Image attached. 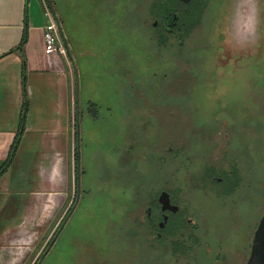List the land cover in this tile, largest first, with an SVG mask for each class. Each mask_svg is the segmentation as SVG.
<instances>
[{
	"label": "flooded vegetation",
	"instance_id": "flooded-vegetation-1",
	"mask_svg": "<svg viewBox=\"0 0 264 264\" xmlns=\"http://www.w3.org/2000/svg\"><path fill=\"white\" fill-rule=\"evenodd\" d=\"M146 1L148 6L144 7ZM176 1L172 6L170 3L164 6L163 0H145L143 11L133 14V35L141 36V31H146V41H136L137 51L146 57L144 64L149 68L146 72L149 76L145 79L142 71H135L137 85L125 94L129 103L122 104L127 105L130 121L116 122L122 143L116 165L125 185L135 187L131 206L116 203L103 207L104 213L97 218L100 230L95 226L97 232L93 234L96 242L87 241L96 246H73L75 255L71 256L70 264H247L249 261L254 233L264 213L260 169L255 172L253 168V155L259 156L260 137L254 136L252 140L257 146L250 147L248 138L241 139L230 131L227 123L205 124L193 116L191 111L197 109L191 108L188 102L197 100L196 94L202 87L201 30L210 28L206 24L203 29V21L208 23L211 1ZM187 5L192 7L187 8ZM54 13L56 22L60 23L55 8ZM251 14L255 16V7ZM232 35L228 34L227 40L220 44L221 53L212 55L214 65L219 54L222 67L226 64L224 59L227 64L232 60L233 66L249 56L261 55L264 46L260 39L256 41L255 53H251L247 43ZM238 66V69L245 67ZM210 73L211 70H207V74ZM215 78L210 76L212 80ZM92 110L91 115L96 108ZM176 110L182 116L180 121L188 117L184 119L187 123L179 127L176 135L168 126L161 143H155L147 157L139 155L136 152L139 135L133 133L134 125L137 131L149 123L162 130L166 126L161 128L157 121L174 117ZM143 161L147 164L146 172ZM135 175H150L151 179L147 184H136ZM138 185L142 186L141 192ZM72 188L70 203L46 240V248L56 236L50 248L53 246L74 208L82 196L87 195L80 187V177L78 184L76 144ZM246 202L253 207L255 204L258 209L250 240L243 239L238 221L240 206ZM209 203L214 213L219 210L227 214L232 230L227 226L218 234L209 229L211 215L206 209ZM69 211L70 215L57 233Z\"/></svg>",
	"mask_w": 264,
	"mask_h": 264
},
{
	"label": "rangeland",
	"instance_id": "rangeland-1",
	"mask_svg": "<svg viewBox=\"0 0 264 264\" xmlns=\"http://www.w3.org/2000/svg\"><path fill=\"white\" fill-rule=\"evenodd\" d=\"M51 1L54 4L53 11L55 8L60 21L62 37L69 47V54L76 69L80 187L87 191V195L82 196V200L74 208L40 264H70L71 256L75 255L72 253L73 246H96L87 241L96 242L93 234L97 232L95 226L100 230L97 218L104 213L103 207L108 208L116 203L131 206L130 200L135 187L125 185L126 182L119 178L116 165V157L122 151L121 138L118 137L119 125H116V122L130 121L131 115L127 112V105L122 104L129 103L125 94L133 91L137 85L135 71H142L145 79L149 76L146 74L149 68L144 64L146 57L143 52L137 51L136 41L139 39L144 43L147 39L146 31H141V36H134L131 32L135 28L133 14L143 11L145 0ZM210 1V18L208 23L203 21V29L206 24H209L210 28L201 30L202 87L196 94L197 100L191 99L187 102L191 108L195 106L197 109L191 111L196 119L205 124H211L213 121L227 123L230 131L233 130L241 139L248 138L250 147L256 145L252 139L259 135L261 147L259 156L253 155V168L255 172L260 169L263 201L264 47L259 57L249 56L233 66L232 60L227 64L224 59L226 64L222 67L220 54L217 57V65H214L212 55L221 53L220 44L227 40L228 34H233L232 38L247 43L251 53L256 51L257 39H260L264 46V0H238V5L235 4L236 0ZM147 6L146 1L144 7ZM254 7L255 16L251 14ZM238 65L245 67L238 69ZM207 70L212 73L207 74ZM211 75L216 78L210 79ZM92 103L95 105H91ZM92 108H96L95 118L90 113ZM143 111L145 113V110ZM181 118L178 110L175 111L174 117L161 118L157 123L161 128L166 126L162 130H157L155 125L151 126L149 123L141 131H137L134 125L133 133L139 135V147L136 152L147 157L153 145L161 143L165 130L170 127L171 133L176 135L182 125L187 123L184 119L188 117L180 121ZM142 165L146 172L145 161ZM150 179V175H135L133 178L136 184H147ZM137 187L141 192L142 186ZM206 209L208 215H211L208 221L210 230L218 234L227 226L228 230H232L230 218L224 211L216 210L214 213L210 203L206 205ZM257 216L258 209L255 204L253 207L251 203L246 202L240 206L238 221L241 224L240 234L243 239L245 237L250 240ZM53 225L55 224L26 232L23 240L19 241L20 244L24 243L23 248H17L15 252L21 250L20 254L18 256L16 253L14 259L11 257L10 264H32L49 238ZM102 237L107 239L105 234ZM10 251L12 253L14 249L11 248Z\"/></svg>",
	"mask_w": 264,
	"mask_h": 264
},
{
	"label": "crops",
	"instance_id": "crops-1",
	"mask_svg": "<svg viewBox=\"0 0 264 264\" xmlns=\"http://www.w3.org/2000/svg\"><path fill=\"white\" fill-rule=\"evenodd\" d=\"M46 21L40 0H0V264L26 232L56 225L72 195L75 71L69 50L44 52Z\"/></svg>",
	"mask_w": 264,
	"mask_h": 264
},
{
	"label": "water",
	"instance_id": "water-1",
	"mask_svg": "<svg viewBox=\"0 0 264 264\" xmlns=\"http://www.w3.org/2000/svg\"><path fill=\"white\" fill-rule=\"evenodd\" d=\"M185 2H188L189 0H183ZM49 6L51 7V9L53 10L52 7V3L51 0H47ZM57 29L59 31L62 43L65 47V50H69L67 47V44L65 42V39L62 37V29L60 27V24L57 22ZM72 65H73V69L76 72V69L74 67V63L71 59ZM78 118H79V110H78V105H77V110H76V121H75V127H76V153H77V179H78V184H79V177H80V166H79V129H78ZM166 199L168 200V196L167 194H165ZM71 211L68 212V214L65 216L61 226L59 227L57 233L60 231V229L62 228L63 224L66 222L68 216L70 215ZM56 233V235H57ZM56 236H54V238H52V240L50 241V243L48 244L47 248L45 249V251L41 254L39 260L37 261L36 264H40V262L42 261L43 257L46 255V253L48 252L50 246L52 245L54 239ZM247 264H264V213L263 216L260 220V223L254 233V237L252 240V244H251V253H250V258Z\"/></svg>",
	"mask_w": 264,
	"mask_h": 264
},
{
	"label": "built area",
	"instance_id": "built-area-1",
	"mask_svg": "<svg viewBox=\"0 0 264 264\" xmlns=\"http://www.w3.org/2000/svg\"><path fill=\"white\" fill-rule=\"evenodd\" d=\"M43 7V16L46 23L43 31L44 52L50 54L53 52L65 53V47L62 43L54 11L49 6L47 0H40Z\"/></svg>",
	"mask_w": 264,
	"mask_h": 264
},
{
	"label": "trees",
	"instance_id": "trees-1",
	"mask_svg": "<svg viewBox=\"0 0 264 264\" xmlns=\"http://www.w3.org/2000/svg\"><path fill=\"white\" fill-rule=\"evenodd\" d=\"M163 2H164V6H167V3H170V5L172 6L173 5V3H175V2H177L176 0H163ZM194 2V1H193ZM51 3H52V1H51ZM53 4V3H52ZM193 4V3H192ZM191 4V5H192ZM191 5H187V8H191L192 6ZM189 14V12H187V15ZM192 22L194 23V20H192ZM26 39H27V32H26V30L24 31V34H23V37H22V40H21V42H20V44L17 46V49H19L20 51H21V53H22V66H23V72H24V69H25V58H24V54H23V52H22V48H23V45H24V43L26 42ZM95 114L96 113H92V115H94L95 116ZM14 145V144H13ZM49 242V241H48ZM48 242H47V244H48ZM45 248L46 247H44L43 249H42V251L40 252V254L38 255V257H37V259H35V261L32 263V264H36V262L38 261V259H39V257L41 256V254L44 252V250H45Z\"/></svg>",
	"mask_w": 264,
	"mask_h": 264
}]
</instances>
